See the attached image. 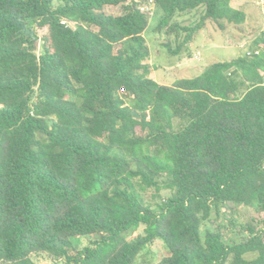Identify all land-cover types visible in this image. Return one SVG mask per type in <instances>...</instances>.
<instances>
[{
    "label": "trees",
    "instance_id": "1",
    "mask_svg": "<svg viewBox=\"0 0 264 264\" xmlns=\"http://www.w3.org/2000/svg\"><path fill=\"white\" fill-rule=\"evenodd\" d=\"M149 1L156 31L183 32L171 53L206 20L246 18L231 0H0V264H264V30L249 53L159 83ZM235 204L257 215L226 237L214 220ZM155 239L166 253L138 261Z\"/></svg>",
    "mask_w": 264,
    "mask_h": 264
},
{
    "label": "rangeland",
    "instance_id": "2",
    "mask_svg": "<svg viewBox=\"0 0 264 264\" xmlns=\"http://www.w3.org/2000/svg\"><path fill=\"white\" fill-rule=\"evenodd\" d=\"M231 5L245 11V21L239 26L224 23L223 28H219L214 22L206 20L203 26L196 30L190 42L184 44L177 53L169 52L164 42L175 48L182 38L183 32L179 34H167L163 30L156 31L154 26L160 16L159 8L153 3L144 4L148 12V24L143 31V36L148 45L149 56L146 61L154 65L156 69H151L149 75L159 83L169 84L175 78L182 76H194L208 64L229 60L242 53H245L253 39L264 30V0H231ZM103 10L106 13L118 14L121 12L119 5H105ZM202 6L185 12H178L174 20L180 25H191L198 20ZM46 28H37L38 36L45 34ZM40 40H37V48ZM264 47V44L263 46ZM165 189H160L163 195ZM153 188H147L144 195L150 198ZM225 216L214 220L220 223L221 229L226 237H233L236 226L230 224L229 219L235 223L250 221L257 215L252 205L235 204L233 211H225ZM264 216V212H260ZM141 231V227L137 232ZM98 237L97 234L78 236L71 238L73 244L81 247ZM166 253L165 246L159 239H155L149 246L144 248L138 256V261H154ZM31 258L36 264H61V259H52L44 253H32ZM1 264H11L3 262Z\"/></svg>",
    "mask_w": 264,
    "mask_h": 264
},
{
    "label": "built area",
    "instance_id": "3",
    "mask_svg": "<svg viewBox=\"0 0 264 264\" xmlns=\"http://www.w3.org/2000/svg\"><path fill=\"white\" fill-rule=\"evenodd\" d=\"M148 7L146 6V9H147ZM259 50V47H256L255 49H254V52H257ZM250 51L249 50H247L246 51V53H249Z\"/></svg>",
    "mask_w": 264,
    "mask_h": 264
}]
</instances>
